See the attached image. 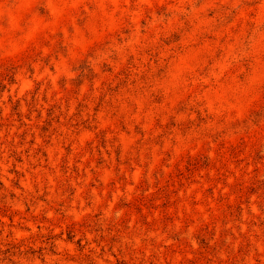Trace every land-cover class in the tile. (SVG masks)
<instances>
[{
	"label": "rangeland",
	"instance_id": "374dc122",
	"mask_svg": "<svg viewBox=\"0 0 264 264\" xmlns=\"http://www.w3.org/2000/svg\"><path fill=\"white\" fill-rule=\"evenodd\" d=\"M0 264H264V0H0Z\"/></svg>",
	"mask_w": 264,
	"mask_h": 264
}]
</instances>
